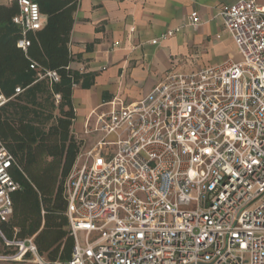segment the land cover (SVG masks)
I'll return each instance as SVG.
<instances>
[{
    "label": "built area",
    "instance_id": "obj_1",
    "mask_svg": "<svg viewBox=\"0 0 264 264\" xmlns=\"http://www.w3.org/2000/svg\"><path fill=\"white\" fill-rule=\"evenodd\" d=\"M8 2L18 6L12 24L25 51L26 33L45 18L31 0ZM217 16L240 62L170 73L143 99L112 100L85 122L91 141H81L63 184L71 258L48 262L35 235L8 239L0 227V264H264V6L237 0ZM188 22L199 24L197 12ZM30 69L59 82L34 62ZM21 92L0 93V108ZM16 167L0 142V225L20 189Z\"/></svg>",
    "mask_w": 264,
    "mask_h": 264
},
{
    "label": "trees",
    "instance_id": "obj_2",
    "mask_svg": "<svg viewBox=\"0 0 264 264\" xmlns=\"http://www.w3.org/2000/svg\"><path fill=\"white\" fill-rule=\"evenodd\" d=\"M31 1L45 23L40 30L26 33L30 45L25 51L16 47L21 34L12 24L19 12L17 4L0 6V93L11 97L15 88L22 90L0 108V142L16 161L18 168L12 169L11 176L20 186L11 195L12 216L0 227L8 239L35 235L40 255L48 262H65L71 258L74 240L65 215L63 184L82 144L72 133L71 91L83 76L68 68L78 0ZM32 62L56 72L59 82L38 80V71L30 69Z\"/></svg>",
    "mask_w": 264,
    "mask_h": 264
},
{
    "label": "crops",
    "instance_id": "obj_3",
    "mask_svg": "<svg viewBox=\"0 0 264 264\" xmlns=\"http://www.w3.org/2000/svg\"><path fill=\"white\" fill-rule=\"evenodd\" d=\"M236 1L78 0L68 44V68L83 76L71 91L75 138L91 141L83 132L85 122L107 111V102H137L170 73L240 62L217 16L220 7ZM253 1L264 6V0ZM10 5L0 0V6ZM192 12L200 18L195 28L188 22ZM167 31L173 32L170 37L151 43Z\"/></svg>",
    "mask_w": 264,
    "mask_h": 264
},
{
    "label": "rangeland",
    "instance_id": "obj_4",
    "mask_svg": "<svg viewBox=\"0 0 264 264\" xmlns=\"http://www.w3.org/2000/svg\"><path fill=\"white\" fill-rule=\"evenodd\" d=\"M230 59V57L229 56H227L226 58H225V60H229ZM56 113H53V117H54V115H55ZM52 122H54V119H52V121L50 120V121H48V123H47V125H49L50 123H52ZM83 237H84V233L83 232H78V234H77V238H78V241H79V244L80 245H83ZM3 249H4V246H3V244H2V242H1V240H0V253L3 251Z\"/></svg>",
    "mask_w": 264,
    "mask_h": 264
}]
</instances>
